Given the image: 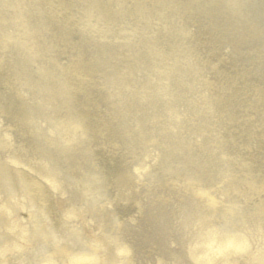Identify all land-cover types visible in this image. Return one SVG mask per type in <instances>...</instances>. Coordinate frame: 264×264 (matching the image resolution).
<instances>
[{"label":"rangeland","instance_id":"374dc122","mask_svg":"<svg viewBox=\"0 0 264 264\" xmlns=\"http://www.w3.org/2000/svg\"><path fill=\"white\" fill-rule=\"evenodd\" d=\"M55 1L0 0V129L9 154L20 162L27 152L36 169L51 173L61 196L77 195L75 207L100 240L76 220L77 230L70 232L59 223L63 214L53 212L59 222L41 226L50 237H34L22 247L21 259L9 264L52 256L54 240L62 237L68 244L61 248L68 253L94 256L95 242L114 244L122 222L133 219L130 223L139 226L147 211L138 208L164 197L162 188L175 186L174 178L190 173L232 178L245 172L240 180L253 187L259 183L264 176V0H237L239 11L232 15L220 0H197L192 6L186 0H105L107 21L87 19L85 8L93 0ZM136 8L162 15L161 21L148 16L134 27ZM220 76L229 80L226 88L209 89V78ZM73 122L87 129L74 136L75 142L45 138L44 132L57 135L59 124ZM203 138L213 145L204 146ZM69 147L81 155L69 161ZM144 158L153 164L142 192L132 196L131 165ZM200 164L207 171L195 168ZM2 166L0 146V203L28 202L30 195L9 189L16 173H3ZM238 181L224 184L233 188L228 195L215 193L239 207L226 222L231 231L241 221L259 220L257 209L264 207L260 195L238 192ZM106 206L113 212L103 219L99 212ZM223 209L214 215L221 222ZM24 222L26 234H34L35 218Z\"/></svg>","mask_w":264,"mask_h":264},{"label":"bare ground","instance_id":"6f19581e","mask_svg":"<svg viewBox=\"0 0 264 264\" xmlns=\"http://www.w3.org/2000/svg\"><path fill=\"white\" fill-rule=\"evenodd\" d=\"M50 1L56 2L55 0ZM103 1L105 0H93L86 5L85 15L88 20L91 15L102 18L103 21L108 20L106 15H103L105 10L102 8L108 4V1ZM220 1L229 8L231 12L229 15L239 11L237 0ZM34 2L32 1L33 4ZM160 2L161 0H157V3ZM186 4L187 6L197 5V0H186ZM131 12L138 18L132 21L134 27L140 25V19H149L150 17L161 21L162 15L160 14L142 13L139 8ZM49 15H53L51 10H49ZM117 16L118 11L114 9L112 17ZM131 31L137 33L138 30L132 29ZM113 32V35L117 36L122 30L119 28ZM163 70L165 71V68ZM228 81L225 76H220L218 81L210 77L207 87L209 89L217 86L226 88L225 86L229 84ZM47 96L51 100L54 99L53 93ZM90 129L95 130L96 128ZM57 131V135L44 132L48 142L54 141L57 144L65 139L66 142L73 143L76 141L74 136L84 134L87 129L82 122H73L59 124ZM96 131L102 141L105 133L101 129ZM202 144L210 147L213 145V141L203 138ZM0 146L3 173L10 170L16 173L13 180L14 188L10 187L9 189L17 188L16 190L19 192L17 195L31 196L26 203L22 202L21 198L8 201L7 206L0 203V216L4 220L3 223L0 218V227L2 228L0 229V264H9L12 260L21 259L24 250L22 247L32 241L34 237L49 238L50 232H44L41 226L47 221L57 220L53 212L63 214L62 220L59 222L58 219L57 221L70 232L74 233L77 230L75 222H78L89 237L96 241L100 240L93 231L94 229L88 226L84 212L75 207L77 195L70 193L61 196L51 173L46 172L44 168L36 169L34 164L29 161L27 152L25 157L27 160L21 159L20 162L15 156L9 154L6 150L9 151L10 144L2 128L0 129ZM68 149L70 156L66 157L69 161L81 155L70 147ZM152 160V158H144L132 162L130 169L131 184L133 185L130 193L134 194L132 196H135L136 192L138 195L142 192L139 189L148 177V169L153 164ZM195 168L199 171H207L202 167V164L196 165ZM243 173L235 174L232 178L217 177L209 173H190L192 176L188 174L179 179L174 178L175 186L162 188L161 193H165L164 197L138 208L142 209V213L147 211L144 218H140L139 226L130 223L134 221L133 219H130V222L121 223L122 226L118 227L114 233L116 235L114 244L95 242L93 249L96 252L93 256L85 252L68 253L66 248H61L62 245L68 244L66 238H56L53 242L55 253L50 257H42L35 264H56L53 259H58L60 262L67 261L65 264H86L92 260L98 262L100 259H102L100 264H126L124 260L129 259L133 260L131 261L133 264H264V207L257 209L259 220L241 221V224L238 223L239 229L231 231L226 222L230 216L237 214L239 207L235 210L233 206L215 195L220 191L228 195L233 188H226L224 184L232 183L238 179L240 190L237 188V191L241 194H244L245 191L260 195L264 205V176L255 181L259 182L254 185L255 188L252 182L245 181L243 178L240 180ZM197 175L201 176L208 184H202L199 179H196ZM41 197L42 199L39 200ZM52 204L53 207L49 208V205ZM219 207L224 208L221 214L222 222L214 218ZM14 211L15 214H13ZM71 212L74 215H71ZM112 212L113 210L106 206L102 208V213L100 210L99 215L101 214L103 219H107L112 215ZM29 217H34L37 221L34 234H26L27 226L24 221ZM137 218L139 219V215ZM74 220L76 221L74 222Z\"/></svg>","mask_w":264,"mask_h":264}]
</instances>
